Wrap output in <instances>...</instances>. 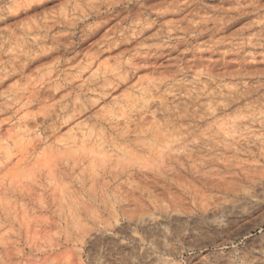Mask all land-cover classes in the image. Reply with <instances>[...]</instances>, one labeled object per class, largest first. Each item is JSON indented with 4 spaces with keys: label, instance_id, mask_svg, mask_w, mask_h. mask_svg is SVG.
<instances>
[{
    "label": "rangeland",
    "instance_id": "rangeland-1",
    "mask_svg": "<svg viewBox=\"0 0 264 264\" xmlns=\"http://www.w3.org/2000/svg\"><path fill=\"white\" fill-rule=\"evenodd\" d=\"M0 264H264V0H0Z\"/></svg>",
    "mask_w": 264,
    "mask_h": 264
},
{
    "label": "bare ground",
    "instance_id": "bare-ground-1",
    "mask_svg": "<svg viewBox=\"0 0 264 264\" xmlns=\"http://www.w3.org/2000/svg\"><path fill=\"white\" fill-rule=\"evenodd\" d=\"M159 132H160V131H159ZM160 134H161V132H160ZM243 216H245V215H243ZM238 221H239V220H238ZM249 229H250V228H249ZM247 233H250V230H247V231L245 230V231H244V234H247Z\"/></svg>",
    "mask_w": 264,
    "mask_h": 264
}]
</instances>
